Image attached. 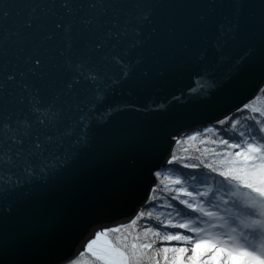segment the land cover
<instances>
[{"label":"snow or ice","instance_id":"obj_1","mask_svg":"<svg viewBox=\"0 0 264 264\" xmlns=\"http://www.w3.org/2000/svg\"><path fill=\"white\" fill-rule=\"evenodd\" d=\"M262 96L264 0H2L0 264H264Z\"/></svg>","mask_w":264,"mask_h":264},{"label":"water","instance_id":"obj_2","mask_svg":"<svg viewBox=\"0 0 264 264\" xmlns=\"http://www.w3.org/2000/svg\"><path fill=\"white\" fill-rule=\"evenodd\" d=\"M0 2H2V0H0ZM224 71L227 72V69H225ZM185 83H186L185 80H178L171 88L167 89L165 92L145 94L144 96L141 97V101L143 103H147L151 107H155V105H168L171 106L172 108H178L181 104L186 102L188 96L190 95L188 90L184 88ZM203 84L204 82L202 80H195L193 82L192 88L196 92L208 91V89L203 87ZM249 91L250 89L236 90L231 92L225 99L223 105L220 106L221 110L223 108H229L235 104H238L240 101L243 100L244 96L247 95ZM173 97H175V99H173ZM120 99H121L120 97L115 98L116 101H119ZM153 101L155 102V104H153ZM212 114L213 113H209V115ZM138 119H140V117L133 116L129 113L119 114L115 116V120L119 124H128ZM146 185H147V172H145V181H144V186ZM144 186L140 188L136 197L126 201L117 209L118 214H125L131 212L135 204V200L139 199L141 196L144 195ZM86 238L88 237L86 236L85 239ZM70 250L71 249L65 247L61 250V253L67 254Z\"/></svg>","mask_w":264,"mask_h":264},{"label":"trees","instance_id":"obj_3","mask_svg":"<svg viewBox=\"0 0 264 264\" xmlns=\"http://www.w3.org/2000/svg\"><path fill=\"white\" fill-rule=\"evenodd\" d=\"M258 106L264 105V96L260 97L258 100H256L255 102ZM190 146V145H189ZM185 153L181 150V146L177 147V155L178 156H183ZM164 173V174H163ZM166 170H163L162 172V176L160 177V179L165 183V184H169L170 180H166L165 177ZM159 211H164V209H159ZM156 213L154 212V215ZM81 260V264H88V261L90 260V256L88 254H86L84 257L80 258Z\"/></svg>","mask_w":264,"mask_h":264},{"label":"bare ground","instance_id":"obj_4","mask_svg":"<svg viewBox=\"0 0 264 264\" xmlns=\"http://www.w3.org/2000/svg\"><path fill=\"white\" fill-rule=\"evenodd\" d=\"M163 170H164V169H161L162 172H163ZM163 174H164V173H163ZM86 254H87V253H86ZM86 254H85V255H86Z\"/></svg>","mask_w":264,"mask_h":264}]
</instances>
